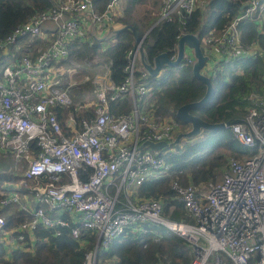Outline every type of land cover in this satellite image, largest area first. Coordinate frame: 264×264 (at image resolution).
Instances as JSON below:
<instances>
[{"label": "built area", "instance_id": "obj_1", "mask_svg": "<svg viewBox=\"0 0 264 264\" xmlns=\"http://www.w3.org/2000/svg\"><path fill=\"white\" fill-rule=\"evenodd\" d=\"M106 1L103 6L104 0H55L50 8L35 12L0 38V153L12 155L17 166L26 164L22 179L30 181L36 202L51 212L47 214L41 205L21 203L11 189L0 205L18 204L32 217L15 228L16 237L2 231L8 248L23 241V232L33 239L38 223L70 226L80 244L87 243L81 238L83 230L95 236L84 264H96L98 249H107L127 229L136 232L143 223H152L185 239L193 254L189 264H224L221 253L230 264H264V98L252 92L247 112L229 124L234 137L250 152L243 158L230 156L220 180L202 182L199 187L172 181L192 221L165 216L159 199L133 197L134 184L163 175L170 166L165 147L141 143L171 141L179 123L172 115L153 111L148 73L142 65L136 69L139 47L148 32L127 50L121 83L110 77L111 59L94 64L70 51L76 38L100 37L122 26L116 19L123 11L122 0ZM207 1L160 0L158 22L178 16L184 25ZM241 4L243 8L222 30L199 38L207 55L201 72L210 79L216 76L219 62L255 51L256 43L253 48L243 46L240 23L245 17L259 18L264 0ZM26 37L29 41L18 46ZM184 52V59L192 64L191 49L185 46ZM175 56L176 51L170 58ZM82 63L90 73L80 81L72 79ZM80 86L92 95L86 102L72 96V88ZM123 97L129 110L111 111L110 102ZM81 109L90 114L77 117ZM173 208L174 204L170 211ZM63 212L68 218L61 216ZM4 223L0 214V230Z\"/></svg>", "mask_w": 264, "mask_h": 264}, {"label": "trees", "instance_id": "obj_2", "mask_svg": "<svg viewBox=\"0 0 264 264\" xmlns=\"http://www.w3.org/2000/svg\"><path fill=\"white\" fill-rule=\"evenodd\" d=\"M244 1L208 0L206 6L193 11L184 25L180 23L178 16L169 21H159L142 41L145 57L152 62L161 52H166L169 57L174 55L177 35L181 30L197 33L200 39L222 30L239 12L240 4ZM54 2L55 0H0V38L35 12L50 8ZM106 3L104 0L103 6ZM159 4L160 0H122L123 11L117 19L126 27L112 33L105 43L99 37L90 42L76 38L69 47L70 51L78 59L87 56L94 64L111 59L110 77L113 82L121 83L125 78L126 52L135 43L134 31L139 37L145 34L158 17ZM240 29L243 46L246 49L253 48L252 45L256 43L255 51L242 54L230 62L218 63L217 74L211 78L212 95L206 103L190 109L192 114L205 121L220 122L241 118L252 104L249 98L252 92L264 98V13L257 19L245 17L241 20ZM164 69H169L167 76H146L148 86L151 87L150 100L154 103L152 108L155 113L176 117L177 107L199 99L206 86L193 75L192 64L185 59L175 66L165 65ZM81 72L79 69L73 76L79 77ZM71 108L72 106L64 110L68 112ZM110 110L115 113L128 111L126 97L112 100ZM89 114L90 111L85 109L76 112L77 117ZM58 115H62L61 112ZM177 120L179 127H189L187 123L178 118ZM201 134L202 136H198ZM194 137L196 138L183 143L181 151L165 153L169 169L163 175L134 184L132 196L159 199L165 216L192 221L177 198V192L171 186L172 181L181 185L191 182L199 187L202 182L215 181L222 176L229 156L243 158L250 152V148L240 143L228 127L219 130L203 129ZM210 141L208 150L197 152ZM22 178V174L12 170L0 171V199L13 189L11 183L15 184ZM26 183L29 184L30 181L26 179ZM172 204L174 208L170 211ZM35 205H41L47 214H51L45 204L36 202ZM0 214L5 221L0 230V238L4 235L3 230L8 231L10 237H16L19 231L15 228L32 217L30 211L15 206L12 208L11 203L0 205ZM61 216L68 218L66 212ZM142 226L143 229L136 232L127 229L114 238L107 249H98L101 264H189L193 254L182 236L162 225L143 223ZM83 233L84 237L81 238L87 243L80 244L72 237L70 226L46 227L38 223L33 230V239L27 232H23V241L17 240V244L10 249L8 243L3 238L0 239V264H84L85 253L93 247L95 236L88 231L83 230ZM221 257L224 264H230L223 253Z\"/></svg>", "mask_w": 264, "mask_h": 264}, {"label": "water", "instance_id": "obj_3", "mask_svg": "<svg viewBox=\"0 0 264 264\" xmlns=\"http://www.w3.org/2000/svg\"><path fill=\"white\" fill-rule=\"evenodd\" d=\"M243 8V4H240V9ZM158 22L156 19L151 26L146 30L145 34ZM127 25H123L117 29H114L112 32H107L106 34L99 37L100 40H106L112 33L119 31L120 29L126 27ZM144 34V35H145ZM135 42L138 43L141 41V37H139L134 31ZM185 46L191 49L192 55L194 57V61L192 63V73L193 75L201 80L205 86L204 94L197 100L189 101L184 104H181L177 107L175 111L176 117L189 125L183 131L178 132L175 137L171 141L159 140H144L141 145L148 144L149 146L155 149H161L163 147L171 146L178 144L182 138L191 137L200 133L203 129L208 130H219L223 128H227L231 122L240 121V118H235L229 121H220V122H208L200 118L198 115L192 114L190 109L199 105H202L208 101L213 92V87L211 83V79L201 72V68L207 59V55L203 54L202 49L200 47V39L197 33L185 32L183 33L177 40L176 43V56L171 59L166 52H161L156 55L152 62H149L144 55L143 47L140 45L138 57L140 59V63L142 67L147 71L148 75L157 76L159 71L167 66H175L180 63L185 56Z\"/></svg>", "mask_w": 264, "mask_h": 264}, {"label": "rangeland", "instance_id": "obj_4", "mask_svg": "<svg viewBox=\"0 0 264 264\" xmlns=\"http://www.w3.org/2000/svg\"><path fill=\"white\" fill-rule=\"evenodd\" d=\"M159 9H160V4H159ZM158 15H159V11H158ZM118 18V17H117ZM116 18V19H117ZM118 20V19H117ZM119 21V20H118ZM120 22V21H119ZM121 23V22H120ZM107 33V32H106ZM106 33H104V34H106ZM94 38L93 37H91V36H89V37H87V41H92ZM85 40V41H86ZM100 40V39H99ZM106 40H108V39H106ZM106 40H100L102 43H105L106 42ZM29 41V37H26V38H24V39H22L21 41H19L18 43H17V45L18 46H21L22 44H24V43H26V42H28ZM102 46H103V44H101ZM187 51L190 53V51L187 49ZM80 60H83V58H81ZM141 68V63H140V59H139V57L137 58V60H136V69H140ZM80 70H82V72H81V75H79V77H76V76H73L72 77V79H74V80H81L82 78H83V74H85V73H90V71H91V69L87 66V64L86 63H82V65L80 66V68H79ZM169 71V69H164V68H162L160 71H159V73H158V75L159 76H164V75H166L167 76V74L169 73L168 72ZM86 86H87V88H88V84H85ZM85 86H80V87H78V90H74L73 92H72V96H73V98L75 99V100H77L78 102H86L87 100H88V98L89 97H91L92 95H90L87 91H86V89L84 88ZM85 89V90H84ZM187 128V127H186ZM186 128H182V127H178L177 128V133L178 132H180V131H183L184 129H186ZM230 130V129H229ZM176 133V134H177ZM198 136H202V134L201 135H198ZM194 138H196V137H194V136H192L191 138H189V139H187V137H184V138H182L181 139V141L179 142V144H175V145H171V146H167V147H165L163 150H164V152L165 153H168V152H177V151H181L183 148H182V145H183V143L184 142H186V141H188V140H192V139H194ZM215 140V138H213L212 139V141H214ZM212 141H210V142H208L207 144H205V146L203 147V148H199L198 150H197V152H199V153H201L203 150H208V148H209V145L211 144V142ZM229 158H230V156L228 157V160H227V164H226V170H227V167H228V161H229ZM24 167L23 166H21L20 164L17 166V167H15L14 168V166H13V172L14 173H17V174H24ZM225 170V171H226ZM223 174H224V172H223ZM223 174H222V176H223ZM222 176L220 177V178H218V179H216L215 181H212V182H216V181H218V180H220L221 178H222ZM205 182H211V181H205ZM8 184H10V183H8ZM30 184L31 183H29V184H27L26 183V181L25 180H23V179H21L19 182H17V183H11L10 184V186H12L15 190V192L18 194V196H19V199H20V202L21 203H27L28 205H29V200H30V202H33L32 201V197L34 198V196H33V194H32V192H31V190L29 189V186H30ZM20 188H28L27 190H21ZM35 205V204H34ZM18 207V204H14V203H11V207L13 208V207ZM30 206V205H29ZM30 207H33V206H30ZM3 237H6L5 235H2V238ZM96 264H101V258L100 257H98L97 256V258H96Z\"/></svg>", "mask_w": 264, "mask_h": 264}, {"label": "crops", "instance_id": "obj_5", "mask_svg": "<svg viewBox=\"0 0 264 264\" xmlns=\"http://www.w3.org/2000/svg\"><path fill=\"white\" fill-rule=\"evenodd\" d=\"M26 164L24 163L22 166L24 167ZM14 168L17 167V163L15 161V158L10 155L9 153H0V171H5V170H13ZM33 202H30L29 200V205L34 206L36 203L35 198H31ZM7 241V240H6Z\"/></svg>", "mask_w": 264, "mask_h": 264}]
</instances>
